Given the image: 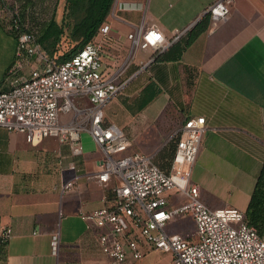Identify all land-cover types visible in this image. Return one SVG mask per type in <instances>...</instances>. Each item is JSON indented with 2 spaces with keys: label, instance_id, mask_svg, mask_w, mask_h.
Listing matches in <instances>:
<instances>
[{
  "label": "crops",
  "instance_id": "0c3cea01",
  "mask_svg": "<svg viewBox=\"0 0 264 264\" xmlns=\"http://www.w3.org/2000/svg\"><path fill=\"white\" fill-rule=\"evenodd\" d=\"M214 1L114 0L106 21L122 54L127 34L139 28L154 26L167 38L174 29L186 30L156 55L140 50L128 66L124 78L131 80L136 105L117 123L140 150L134 151L168 172L183 122L204 116L190 181L209 208L245 213L264 161V0H235L229 20L209 29L204 12ZM146 133L151 140L144 146L139 137ZM83 138V153L72 156L56 138L31 146L22 133L0 126V233L11 230L6 242L0 238V264H109L97 243L101 229L81 214L108 204L113 182L92 176L103 152L88 132ZM168 200L174 206L184 197L171 190ZM192 224L176 220L167 231H193Z\"/></svg>",
  "mask_w": 264,
  "mask_h": 264
},
{
  "label": "built area",
  "instance_id": "2783aa9c",
  "mask_svg": "<svg viewBox=\"0 0 264 264\" xmlns=\"http://www.w3.org/2000/svg\"><path fill=\"white\" fill-rule=\"evenodd\" d=\"M234 1L215 0L206 8L209 29L229 20ZM185 31L174 29L167 38L154 26L139 28L127 34L130 47L125 55L120 53L121 40L110 36L105 21L91 41L61 62L56 56L48 57L34 32L21 31L9 69L12 76L0 89V126L22 133L31 146L46 137L56 138L67 144L72 156L83 153L82 131L101 148L105 159L92 176L102 184L112 181L113 197L81 217L101 229L97 243L109 264H141L146 246L170 253L171 264H264V226L258 231L236 208H209L200 199L199 186L190 181V169L206 129L204 116L193 115L183 122L168 172L156 166L149 155L129 152L131 139L120 126L105 119V105L129 81L124 73L136 51L162 52ZM119 54L125 55L121 63ZM59 114L71 116L61 123ZM73 184V179L65 182L62 192ZM171 190L184 201L170 205ZM180 215L192 218L194 231H167L168 223ZM10 234V229L3 230L1 241L6 242ZM57 246L55 234L53 252Z\"/></svg>",
  "mask_w": 264,
  "mask_h": 264
},
{
  "label": "trees",
  "instance_id": "16d2710c",
  "mask_svg": "<svg viewBox=\"0 0 264 264\" xmlns=\"http://www.w3.org/2000/svg\"><path fill=\"white\" fill-rule=\"evenodd\" d=\"M4 1L0 0V10ZM58 1L16 0L6 30L12 32L16 40L21 31L34 32L37 42L48 57L56 56V61L61 62L73 56L97 35L99 26L112 12L114 0H65L63 18L69 20V37L78 43L70 50L60 53L55 47L63 33L62 26L55 20ZM204 20L205 23H209V15L206 13ZM0 24L5 26V22L1 19ZM156 54L158 52L153 55ZM146 103L147 100H144L140 107ZM245 218L258 231L264 226V161L251 193Z\"/></svg>",
  "mask_w": 264,
  "mask_h": 264
},
{
  "label": "rangeland",
  "instance_id": "374dc122",
  "mask_svg": "<svg viewBox=\"0 0 264 264\" xmlns=\"http://www.w3.org/2000/svg\"><path fill=\"white\" fill-rule=\"evenodd\" d=\"M4 2L5 3L2 7V10H0V19L3 20V22H5V26L3 24H0V89H4L7 86V83L12 76L9 73V69L12 67L14 63V51L16 47L15 44L16 39L14 38L13 33L6 30V28L8 27L7 25L10 24L11 14H12L11 12L14 8L13 6H15L16 0H5ZM64 4H65V0L58 1L56 15H55V20L58 22L59 25L62 26L63 29V33L55 45V47L58 48L59 52L70 50L78 43V41H73L69 37V24H68L69 20L63 18ZM139 54H140V50H137L135 53V57L133 59L134 61H138L140 57ZM124 56L122 54H119L118 62L121 63L125 59ZM118 62L115 63L116 66ZM132 93L133 92L131 89V80H130L118 94H116L113 98L109 100V102L105 105L104 108L106 119L108 122H113L118 124L117 123L118 118L122 120L129 119V114H131L132 109H134L136 105V103L132 101L133 98ZM70 116L71 115L67 116V115L59 114V121L63 123L67 121L68 117ZM118 125L120 126V124ZM86 133H87L86 131H82L80 133V138H82L84 144H85L84 142L85 140L83 137ZM149 134L150 133L140 134L139 138L144 146L148 145L151 140ZM46 138H52V137H46ZM84 147L86 148L87 145H84ZM134 150L140 151L137 148L136 143H134V145L130 148L129 152ZM104 159L105 158L103 155L102 160ZM189 219L190 221L193 222L191 217H184L180 215L168 223L167 229L170 226L171 228H174L176 226V220L185 221ZM177 227H179V225ZM189 232H192V230L186 232H179V233L185 234ZM172 233H178V232H172ZM143 251L146 252V256L144 257L142 264H171L172 257L170 253L150 250V248H148L147 246L143 248Z\"/></svg>",
  "mask_w": 264,
  "mask_h": 264
}]
</instances>
